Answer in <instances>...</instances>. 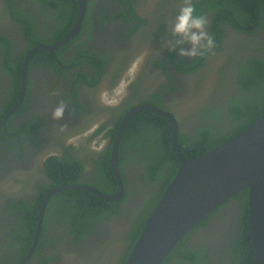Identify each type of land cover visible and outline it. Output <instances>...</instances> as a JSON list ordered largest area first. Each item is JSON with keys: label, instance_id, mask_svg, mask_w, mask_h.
Listing matches in <instances>:
<instances>
[{"label": "flooded vegetation", "instance_id": "af4514ba", "mask_svg": "<svg viewBox=\"0 0 264 264\" xmlns=\"http://www.w3.org/2000/svg\"><path fill=\"white\" fill-rule=\"evenodd\" d=\"M86 1L78 33L62 47L40 51L35 48L57 42L73 27L54 40L62 7L47 5L42 0H0V264H15L18 260L13 244L19 243L14 234L18 232L19 226L15 224L19 221L20 210L15 204L20 199L34 202L39 186L51 184L53 179L46 165L48 158L71 155L81 158L83 169L76 184L92 185L95 177L99 178V163L92 157L100 162L101 154H107L105 149L111 142L113 147L118 130L113 138L109 129L132 106L153 104L151 100L155 101V96L159 95L169 108L165 110L177 117L182 132L198 137L199 126L210 125L219 135L221 128L227 130L239 122L230 112V98H253L258 91V86L242 87L237 78L241 69L248 70L252 66V59L264 62V23L259 25L257 19L254 27H248V15L242 13L241 7L216 11L206 0L196 12L197 3L194 5L195 0H191L194 15L207 18V31L213 36L215 47L197 57H186L179 54V47L176 50L169 47V41L174 40L169 31L171 22L179 14L183 0H154L149 7L146 4L151 0L133 3L132 0ZM210 1L216 4L218 0ZM12 10L24 12L28 18L16 20ZM129 10L137 12L141 18L135 15L127 18ZM229 12L235 22L236 12L240 13L242 29L227 17ZM28 20L35 35L23 31L22 25ZM63 47L64 61L58 57L48 60L43 56ZM30 51L33 53L28 62L25 95L11 112L22 93L21 87L14 99L16 61L22 58L24 63ZM7 52L12 56L8 60ZM80 52L82 57L78 58ZM91 55L107 60L97 80H94L96 71L88 63ZM81 70L89 74L87 79ZM22 72L19 74L21 84ZM124 74L129 81L118 93L117 101L103 100L101 88L119 82ZM208 77L213 79V84L206 102L185 118H179L176 109L203 89ZM61 100L68 104V109L64 119L56 121L51 114ZM61 125L66 127L62 129ZM74 132H84L71 145L78 150L70 149L68 144V137ZM111 151L112 148L110 157ZM133 154L136 161L122 165L126 186L124 200L120 199L121 214L112 213L97 220L95 225L89 223L90 230L77 239L68 226V216L60 210L62 201H55L52 196L43 217L46 245L40 253L36 250L38 242L27 264H43L45 259L47 264H102L112 247L125 246L144 198L151 197L158 187L157 182L147 180L148 176L146 180L140 177L141 173L147 175V166L138 153ZM238 196L212 213L205 226L194 227L185 240L192 249L207 248L199 259L200 264H232L234 252L230 240L239 228L241 201ZM174 259V264H185ZM119 260L116 254L115 264Z\"/></svg>", "mask_w": 264, "mask_h": 264}, {"label": "trees", "instance_id": "16d2710c", "mask_svg": "<svg viewBox=\"0 0 264 264\" xmlns=\"http://www.w3.org/2000/svg\"><path fill=\"white\" fill-rule=\"evenodd\" d=\"M42 1L47 5H59V7H62L59 12L61 20L54 36V40H58L73 26L75 22L79 12L78 0ZM205 2L206 0L194 1V5L197 3L196 12L205 5ZM207 4H209L211 8L214 7L213 9H216V11H222V9H231L232 11L231 7H241L243 9L242 13L244 12L248 15V27H254L257 19L259 25L264 23V0H218L216 4H212V2L208 0ZM129 9L131 8L129 7ZM133 10H129V16L127 18H133L134 15L141 18L137 12L135 13ZM12 12L13 17L16 18V20L24 17L28 18L24 12H19L18 10H12ZM239 14V12H236V22L230 12L227 14V17H229L231 22H234L238 28L242 29L240 26L242 21L240 17H238ZM216 16L217 14L215 13V18ZM22 28L26 34L30 33L31 35H35V30H33L32 25L29 24V20L27 21V24L22 25ZM64 49L65 47L55 50L53 53H44L43 56L48 60L58 57L61 61H64L62 55ZM6 55L7 60L9 57H12L9 52H7ZM77 57L81 58L82 52H80ZM106 61L107 60L104 58H96L95 55H91L89 58L88 63L94 68L97 75L94 80H97L99 76H101ZM251 64L252 66H250L248 70L241 69V72L238 74L237 82L242 87L249 89L253 86H258L257 93L253 98L240 99L239 97L234 96L229 100V109L232 113V117L233 119L239 120V122L235 126L231 128L229 127L230 129L223 130V128H221L219 135L213 132V128L210 125H207L206 127L199 126L198 137H192L190 134L184 133L180 130L178 143L180 152L185 158L190 159L197 157L200 154L227 142L244 131L264 114V62L252 59ZM15 68L17 73L14 74L16 78L17 92L14 93V99L18 97L22 87L21 79L19 77V74L23 69L22 58L21 60L16 61ZM81 71H83L82 74L84 75V78L87 79L89 74L84 72V70ZM157 98L158 101H156ZM155 99V101L151 100L153 104L167 109L164 105L165 101L159 95H156ZM167 110H169V108ZM121 120L122 115L115 120L114 127L109 129V131L113 133V138L116 135ZM172 138L173 126L170 120L148 108L137 111L126 125L119 145L120 167L125 186L126 175L125 169L122 168V165L128 161H136L137 157L133 154L136 152L140 155L141 159L147 166V175L141 173L140 177L146 180L148 176L147 180L150 182H157L158 187L154 193H152L151 197L146 196L144 198L142 209L135 217L128 233V238L125 239L126 244L117 253L120 256L118 264H124L126 262L145 225L147 217L160 200L162 194L180 166V160L172 148ZM72 148L73 147L70 145V149ZM111 148L112 142L105 149L108 151L107 154H101L100 162L97 161L95 157H92L93 161L99 163V178L95 177L92 185L106 193L115 192L119 186L118 179L111 164V157L109 154ZM73 149L78 150V148ZM46 165L48 172L53 179L51 184H41L39 186L40 188L34 202L27 203L24 199H20L18 203L15 204V207L20 210L19 221L15 224V227L19 226V228L18 232L14 234L19 243H16L15 245L13 244V248H16V254L18 256V260H16L15 264L21 261L30 250L38 225L40 204L45 194L53 187L79 183L78 179L80 178L81 170L83 169L82 159L75 157L74 155L63 158L52 156L47 159ZM248 191L249 189L245 188L238 193V198H240L241 201V204L239 205V228L237 233L232 236L230 240L234 252V255L232 256V264H254L248 213ZM53 200L62 201L59 204L60 210L63 211V215L68 216L69 218L67 222L70 231L75 233L77 239H81L83 233L90 230L88 226L89 223L95 225L97 224V220L107 218L112 213L121 214L122 211L120 205L124 198L118 201H108L93 191L80 188L61 190L53 196ZM220 208L221 206L215 209L212 213ZM212 213L196 225L195 228H198L200 225L205 226ZM192 231H194V228L177 243L162 264H174L175 257L178 258L177 260H179V262L185 264H200L199 259L203 253L206 252L207 248L200 247L192 249L185 243L187 237L191 236ZM43 236L44 232L42 231L41 239L36 249L40 253H42V248L46 245L47 241ZM43 262L47 264V259Z\"/></svg>", "mask_w": 264, "mask_h": 264}, {"label": "water", "instance_id": "95a60500", "mask_svg": "<svg viewBox=\"0 0 264 264\" xmlns=\"http://www.w3.org/2000/svg\"><path fill=\"white\" fill-rule=\"evenodd\" d=\"M78 1L79 14L70 31L57 42L51 45L41 44L35 50L53 51L68 43L78 33L87 7L86 0ZM32 53L30 51L25 57L21 76L22 93L11 112L15 111L24 98L28 62ZM145 108L167 117L172 123V148L180 160V166L147 217L124 264H162L190 230L245 188L249 189L248 213L254 264H264V114L234 138L197 157L187 159L180 152L177 117L151 103L132 106L124 114L118 128L111 151V164L119 182L118 189L106 193L88 184H68L57 186L47 193L40 207L33 244L20 264H27L32 257L41 237L46 204L57 192L82 188L93 191L108 201H118L124 197L125 184L120 167L119 145L130 118Z\"/></svg>", "mask_w": 264, "mask_h": 264}, {"label": "clouds", "instance_id": "9594fccd", "mask_svg": "<svg viewBox=\"0 0 264 264\" xmlns=\"http://www.w3.org/2000/svg\"><path fill=\"white\" fill-rule=\"evenodd\" d=\"M195 8L191 0H183V6L179 9V14L171 22L170 34L174 40L169 41L171 50L179 47V54L186 57H197L203 51L215 47L213 36L207 31L208 20L205 16L194 15ZM188 45V47H183ZM68 104L61 100L52 110V119L61 121L64 119ZM66 125H61L63 129Z\"/></svg>", "mask_w": 264, "mask_h": 264}, {"label": "rangeland", "instance_id": "374dc122", "mask_svg": "<svg viewBox=\"0 0 264 264\" xmlns=\"http://www.w3.org/2000/svg\"><path fill=\"white\" fill-rule=\"evenodd\" d=\"M135 2V0H133ZM154 2V0H151V2H148L146 4L147 7L151 6V4ZM146 47V46H145ZM133 67V63L131 65V68ZM129 81L128 77L124 74L122 79L119 80V82H115L111 84V86H107L101 88L100 95L102 96L103 100L110 102H116L118 99V93L120 90H123L125 88V85ZM213 84V79L208 77V80L205 83V86L203 89H201L196 95H193L188 99L185 103L181 105V107H178L177 114L179 118H185L188 114H190L192 111L196 110L198 106H201L203 103L206 102V99L209 94V90L211 89ZM74 132L69 135L68 140L70 145L76 142L77 138L81 136L84 132ZM55 150V149H54ZM121 248L118 247H112V250L107 254L102 264H115V258L116 254Z\"/></svg>", "mask_w": 264, "mask_h": 264}, {"label": "bare ground", "instance_id": "6f19581e", "mask_svg": "<svg viewBox=\"0 0 264 264\" xmlns=\"http://www.w3.org/2000/svg\"><path fill=\"white\" fill-rule=\"evenodd\" d=\"M51 63H52V62H51ZM45 64H46V63H45ZM51 65H52V64H51ZM76 129H77V128H76ZM76 129H75V130H76ZM75 130H74V131H75ZM80 133H81V132H80ZM80 133H79V134H80ZM85 143H86V142H85ZM72 149H73V148H72ZM178 253H179V252H178ZM179 256H180V255H179ZM167 257H168V256H167ZM182 257H183V256H182ZM184 257H185V256H184ZM185 258H186V257H185Z\"/></svg>", "mask_w": 264, "mask_h": 264}]
</instances>
